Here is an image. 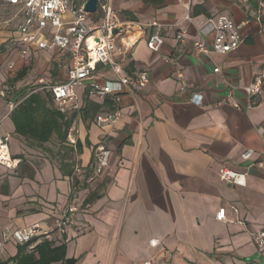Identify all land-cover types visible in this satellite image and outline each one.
Returning a JSON list of instances; mask_svg holds the SVG:
<instances>
[{
  "label": "crops",
  "instance_id": "crops-1",
  "mask_svg": "<svg viewBox=\"0 0 264 264\" xmlns=\"http://www.w3.org/2000/svg\"><path fill=\"white\" fill-rule=\"evenodd\" d=\"M111 3L120 20L145 26L127 35L130 41L138 39L121 70L128 80L123 92L106 98L89 94L92 81L116 79L110 67L97 65L75 90L78 108L66 114L74 115L69 132L82 146L74 154L75 176L86 186L72 189V180L61 174L53 157L59 146L55 135L40 145L15 132L8 103L19 102L29 90L17 88L19 98L0 96V134H9L10 151L21 162L16 169H0L9 174L3 175L7 186L1 190L9 208L20 205L22 212L13 210L14 218L0 226L22 228L38 222L51 231L54 224L48 219L74 204L73 223L66 232L46 238L65 242L66 257L74 244L75 264H264V251L257 252L253 237L264 228V166L253 165L264 162V86L251 97L243 90L264 70V18L257 5L254 0ZM184 3H189L191 20L185 19ZM0 9L9 17L15 12L1 0ZM221 15L241 26L239 46L224 54L195 53L199 29L209 17ZM9 17H0V74L28 68L27 74L51 77L50 84L64 82L68 54L31 45L23 56L14 25L5 22ZM153 21L160 24L163 38L156 52L146 45L157 31L150 25ZM180 30L185 31L181 41L176 38ZM141 70L148 71L150 82L137 89L135 77ZM0 90L7 91V86ZM106 99L112 109L104 104ZM114 108L121 113L115 123H97L98 114ZM99 146L110 151L108 166L100 173ZM247 150L252 157L244 160ZM93 160V170L86 172ZM223 170L243 175L245 183L223 180ZM94 192L99 197L85 203ZM222 208L225 217L218 220Z\"/></svg>",
  "mask_w": 264,
  "mask_h": 264
},
{
  "label": "built area",
  "instance_id": "built-area-1",
  "mask_svg": "<svg viewBox=\"0 0 264 264\" xmlns=\"http://www.w3.org/2000/svg\"><path fill=\"white\" fill-rule=\"evenodd\" d=\"M4 4L13 7L14 13L5 21L12 23L18 35L17 42L20 44V51L26 56L31 45H35L39 50L58 49L70 57V66L66 71V80L59 84H49L40 89H46L51 93L55 108L68 114L78 108V98L76 88L81 86L85 80L96 70L97 65L108 66L116 75L115 80L98 81L90 83L89 94L99 98L108 96L117 97L127 86V78L121 75V70L128 62V54L137 41L128 40L127 35L136 28L142 31L145 24L132 22L130 20H120L113 8L111 0H98L97 10L88 13L83 10V2L79 0H1ZM183 6L187 10L185 19L191 20L189 16V3ZM4 23V24H6ZM156 28V32L151 34L146 45L151 51H158L163 44V38L159 33L160 24L156 21L150 23ZM241 26L224 15L209 17L205 24L199 29L200 40L193 43V50L197 54L227 53L236 49L242 41L240 32ZM116 30V32H115ZM211 36V42L205 39ZM185 31L176 33L178 40H183ZM219 68H214L218 72ZM150 82L149 73L141 70L135 77L137 89L144 88ZM182 88L185 82L182 81ZM264 86V70L255 77L253 82L243 90L248 96H255L262 91ZM0 96L5 97V91L0 90ZM196 94L190 100L194 101ZM16 100L8 103L9 114L17 105ZM201 103V97L195 101ZM6 114V115H7ZM118 108L111 112L98 114L96 121L99 124H113L120 117ZM3 118L0 117V123ZM70 144H75V139L71 132L67 135ZM9 134H0V166L7 169H16L21 159L13 156L9 146ZM252 150L242 153L244 160L252 157ZM110 151L103 146L98 147L97 168L100 173L108 166ZM258 167L264 166V162H253ZM221 178L236 184H244L243 175L230 170H223ZM76 206H68L66 210L57 217L54 227L58 233L66 232V229L73 223ZM225 217L224 209H220L216 218L221 220ZM48 229L40 223H34L27 227L14 228L0 233V254L8 242L27 243L33 241L35 237H48ZM257 252L264 251V228L253 234Z\"/></svg>",
  "mask_w": 264,
  "mask_h": 264
},
{
  "label": "trees",
  "instance_id": "trees-1",
  "mask_svg": "<svg viewBox=\"0 0 264 264\" xmlns=\"http://www.w3.org/2000/svg\"><path fill=\"white\" fill-rule=\"evenodd\" d=\"M264 1V0H263ZM28 73V68L21 69L10 81L11 84L22 80ZM109 109L113 108L110 100L106 99ZM74 115L67 116L59 112L53 104L51 93L46 89L33 88L21 96V100L10 113V119L13 123L15 132L26 139H31L38 144L49 142L52 136H56L59 146L53 157L58 163V169L63 176L72 180V189L79 184L85 187V182H80L75 176L77 160L74 154L81 153V143L76 141L70 144L67 135L70 131ZM53 153V152H52ZM94 160L91 161V167L86 169L92 171ZM34 172L29 174L33 178ZM97 193H91L86 202L98 198ZM24 244L13 242L16 246V253L6 259H0V264H52L60 262L61 264H75L76 258H67L66 243L56 244L53 240L42 237ZM36 242V243H35ZM33 243L34 246L29 248Z\"/></svg>",
  "mask_w": 264,
  "mask_h": 264
},
{
  "label": "rangeland",
  "instance_id": "rangeland-1",
  "mask_svg": "<svg viewBox=\"0 0 264 264\" xmlns=\"http://www.w3.org/2000/svg\"><path fill=\"white\" fill-rule=\"evenodd\" d=\"M256 6V10L259 12V14L261 15L262 18H264V1L263 0H254ZM1 11V9H0ZM0 17L2 19H5L6 17H9V14L0 12ZM31 68V67H30ZM47 68V67H46ZM30 73V72H29ZM17 74V72H9L8 75H4L3 72H1L0 74V89L2 88L3 85L7 86V91H5V95L8 97H18L17 96V88H28L33 89V88H41L42 86H47L50 84V80H52L51 77H46L47 75L44 76L43 73H37L35 72L34 74H27L22 80H19L17 82H15L14 84L10 83V78H12L13 76H15ZM45 77V78H44ZM28 91V90H27ZM58 150V148H56ZM54 151V152H57ZM9 175L7 172H4L0 169V224L2 223H7L9 220L13 219L14 216L10 215V213L15 210L16 211V215H19L20 211L22 212V209H19L21 206L20 205H16L13 209L9 208L10 204H8L9 199H7V196L5 194V192L1 191L3 186H7V177L3 176V175ZM12 207V205L10 206ZM56 219L57 217H51L50 219H48V221L50 220L52 224H56ZM10 229H14L13 226L10 227H1L0 226V233L8 231ZM57 232V228L54 227L53 230L49 231V234H54ZM43 236L40 237H35L33 239L37 241H39ZM36 243V242H35ZM33 243L31 246H34ZM31 246L29 248H31ZM74 249L78 250L77 248H74V244L70 243L69 245V253H68V258H72L73 254H74ZM15 245L13 243V241L6 243V245L4 246L1 255H0V259H6L7 257H9L10 255L15 253Z\"/></svg>",
  "mask_w": 264,
  "mask_h": 264
},
{
  "label": "water",
  "instance_id": "water-1",
  "mask_svg": "<svg viewBox=\"0 0 264 264\" xmlns=\"http://www.w3.org/2000/svg\"><path fill=\"white\" fill-rule=\"evenodd\" d=\"M98 0H86L83 4V10L88 13H94L97 10ZM116 32V30H115Z\"/></svg>",
  "mask_w": 264,
  "mask_h": 264
}]
</instances>
